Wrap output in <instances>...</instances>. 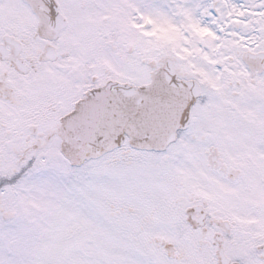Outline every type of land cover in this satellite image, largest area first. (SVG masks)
<instances>
[{"label": "snow or ice", "instance_id": "6c2138e0", "mask_svg": "<svg viewBox=\"0 0 264 264\" xmlns=\"http://www.w3.org/2000/svg\"><path fill=\"white\" fill-rule=\"evenodd\" d=\"M0 264H264V0H0Z\"/></svg>", "mask_w": 264, "mask_h": 264}]
</instances>
